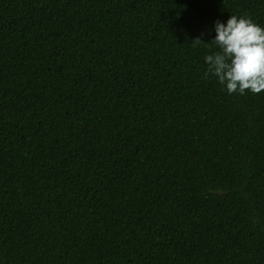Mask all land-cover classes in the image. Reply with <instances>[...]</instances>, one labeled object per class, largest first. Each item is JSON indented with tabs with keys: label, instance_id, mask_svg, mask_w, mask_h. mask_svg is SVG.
<instances>
[{
	"label": "trees",
	"instance_id": "16d2710c",
	"mask_svg": "<svg viewBox=\"0 0 264 264\" xmlns=\"http://www.w3.org/2000/svg\"><path fill=\"white\" fill-rule=\"evenodd\" d=\"M230 15L264 0H0V264H264V91L191 44Z\"/></svg>",
	"mask_w": 264,
	"mask_h": 264
},
{
	"label": "clouds",
	"instance_id": "9594fccd",
	"mask_svg": "<svg viewBox=\"0 0 264 264\" xmlns=\"http://www.w3.org/2000/svg\"><path fill=\"white\" fill-rule=\"evenodd\" d=\"M214 31V39L207 43L200 37L191 42L193 47L216 48L204 56V77L214 76L229 94L264 91V27L249 16L230 15L226 24L217 20Z\"/></svg>",
	"mask_w": 264,
	"mask_h": 264
}]
</instances>
